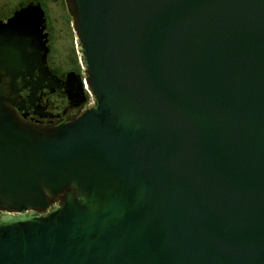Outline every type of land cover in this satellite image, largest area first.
Instances as JSON below:
<instances>
[{
	"label": "water",
	"instance_id": "1",
	"mask_svg": "<svg viewBox=\"0 0 264 264\" xmlns=\"http://www.w3.org/2000/svg\"><path fill=\"white\" fill-rule=\"evenodd\" d=\"M64 1L90 102L54 128L9 107L42 4L0 21V264H264V0Z\"/></svg>",
	"mask_w": 264,
	"mask_h": 264
},
{
	"label": "flooded vegetation",
	"instance_id": "2",
	"mask_svg": "<svg viewBox=\"0 0 264 264\" xmlns=\"http://www.w3.org/2000/svg\"><path fill=\"white\" fill-rule=\"evenodd\" d=\"M47 1L63 3L64 0ZM36 3L42 4L46 15L43 3L41 1ZM46 25V33L49 34V54L46 67L50 73L42 75L39 64H34L33 77L18 79L19 93L14 99L15 104L9 105L22 124L40 130L54 128L75 119L90 102L87 96V102L84 103L85 96L80 87L82 78L80 80L78 57L75 56L73 62L65 58L62 61L54 59V28L48 23V18ZM3 87L8 95H12L13 86L10 80H4Z\"/></svg>",
	"mask_w": 264,
	"mask_h": 264
},
{
	"label": "rangeland",
	"instance_id": "3",
	"mask_svg": "<svg viewBox=\"0 0 264 264\" xmlns=\"http://www.w3.org/2000/svg\"><path fill=\"white\" fill-rule=\"evenodd\" d=\"M30 0H0V21L9 18L19 8H22ZM44 5L48 23L54 28V59L62 61H75V36L72 27V19L68 13L65 1L53 3L47 0H38ZM78 60V59H77ZM82 74L81 67H79Z\"/></svg>",
	"mask_w": 264,
	"mask_h": 264
},
{
	"label": "trees",
	"instance_id": "4",
	"mask_svg": "<svg viewBox=\"0 0 264 264\" xmlns=\"http://www.w3.org/2000/svg\"><path fill=\"white\" fill-rule=\"evenodd\" d=\"M31 1L34 2V3L38 2L37 0H30V1H28L27 3L31 2ZM27 3H26V4H27Z\"/></svg>",
	"mask_w": 264,
	"mask_h": 264
}]
</instances>
